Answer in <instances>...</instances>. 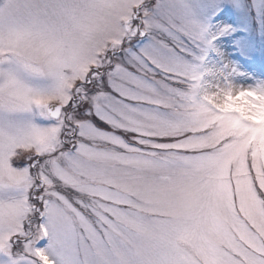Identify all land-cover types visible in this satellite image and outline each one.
Returning a JSON list of instances; mask_svg holds the SVG:
<instances>
[{"label":"snow or ice","instance_id":"6c2138e0","mask_svg":"<svg viewBox=\"0 0 264 264\" xmlns=\"http://www.w3.org/2000/svg\"><path fill=\"white\" fill-rule=\"evenodd\" d=\"M0 264H264V0H0Z\"/></svg>","mask_w":264,"mask_h":264},{"label":"rangeland","instance_id":"374dc122","mask_svg":"<svg viewBox=\"0 0 264 264\" xmlns=\"http://www.w3.org/2000/svg\"><path fill=\"white\" fill-rule=\"evenodd\" d=\"M259 65H260L259 62H257L256 65L254 66L255 67V70L257 72L261 71V69L259 68Z\"/></svg>","mask_w":264,"mask_h":264}]
</instances>
